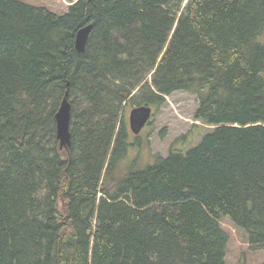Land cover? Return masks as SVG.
Listing matches in <instances>:
<instances>
[{
    "label": "trees",
    "instance_id": "16d2710c",
    "mask_svg": "<svg viewBox=\"0 0 264 264\" xmlns=\"http://www.w3.org/2000/svg\"><path fill=\"white\" fill-rule=\"evenodd\" d=\"M71 3L0 0V264H227L223 224L264 250V0ZM179 91L208 131L117 177L124 107Z\"/></svg>",
    "mask_w": 264,
    "mask_h": 264
},
{
    "label": "rangeland",
    "instance_id": "374dc122",
    "mask_svg": "<svg viewBox=\"0 0 264 264\" xmlns=\"http://www.w3.org/2000/svg\"><path fill=\"white\" fill-rule=\"evenodd\" d=\"M16 1L34 7H45L56 14H63L71 3V0ZM133 107L136 105L129 103L122 113V120L128 129V147L125 156L117 166L115 174L117 177L124 175L131 165L138 168L150 165L156 156L165 157L171 149L185 151L194 147L208 131V127L193 120L197 101L193 94L187 92H174L165 98L162 105L152 106L151 123L142 131L138 140H136L138 137H134L128 128V114ZM223 228L229 236L227 264H261L264 262V250H246L247 245L243 243L245 240L241 239L242 234L234 232L227 224H223Z\"/></svg>",
    "mask_w": 264,
    "mask_h": 264
},
{
    "label": "water",
    "instance_id": "95a60500",
    "mask_svg": "<svg viewBox=\"0 0 264 264\" xmlns=\"http://www.w3.org/2000/svg\"><path fill=\"white\" fill-rule=\"evenodd\" d=\"M90 32V25L79 29L75 35L74 49L78 53L84 51L85 43ZM151 110L148 107L135 108L130 112V127L134 134L139 133L150 117ZM69 121L70 106L64 99L55 114L56 139L59 141V149L69 146Z\"/></svg>",
    "mask_w": 264,
    "mask_h": 264
},
{
    "label": "flooded vegetation",
    "instance_id": "af4514ba",
    "mask_svg": "<svg viewBox=\"0 0 264 264\" xmlns=\"http://www.w3.org/2000/svg\"><path fill=\"white\" fill-rule=\"evenodd\" d=\"M138 139H139V137H138V138H136V140H138ZM136 140H135V141H136Z\"/></svg>",
    "mask_w": 264,
    "mask_h": 264
},
{
    "label": "bare ground",
    "instance_id": "6f19581e",
    "mask_svg": "<svg viewBox=\"0 0 264 264\" xmlns=\"http://www.w3.org/2000/svg\"><path fill=\"white\" fill-rule=\"evenodd\" d=\"M64 99H65V98H64ZM64 99H63V100H64Z\"/></svg>",
    "mask_w": 264,
    "mask_h": 264
}]
</instances>
